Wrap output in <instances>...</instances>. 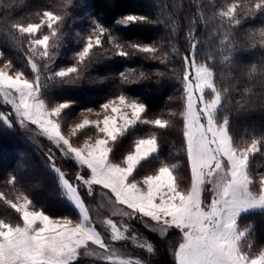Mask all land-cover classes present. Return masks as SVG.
I'll return each mask as SVG.
<instances>
[{
	"label": "snow or ice",
	"instance_id": "snow-or-ice-1",
	"mask_svg": "<svg viewBox=\"0 0 264 264\" xmlns=\"http://www.w3.org/2000/svg\"><path fill=\"white\" fill-rule=\"evenodd\" d=\"M257 15L264 16V0H232L216 14L226 29L223 36L228 41L224 50L227 53L225 61L231 62V53L236 50L228 36L232 26L241 25L245 18ZM215 18L205 22H214ZM61 20L62 17L53 11H44L39 23H16L12 28L22 37L31 38V50L39 52V59L51 60L58 46L52 38L59 37L57 22ZM137 22L150 23L147 17L136 15L117 21L125 25ZM93 25L92 31L96 35L89 36L82 50L77 52L78 65L87 67L93 63L90 54L105 43L102 38H106L108 29L95 21ZM43 28H47L49 34L39 35ZM246 35L249 41L264 45V29ZM112 43L120 57H130L137 52L159 58L158 50L153 46L132 43L130 48L133 51L129 52L115 40ZM208 59L211 61L213 57L210 55ZM29 63L35 73L34 79L21 71L13 73L0 69V96L12 106L21 125L25 122L36 125L65 156L73 158L85 169L83 174L77 173L76 181L87 186L89 196L94 194L93 186H98L115 205L127 209L122 215L129 220L138 219L145 225L155 222L165 233L169 229L178 230L181 239L172 252L174 264H264V249L253 251L250 230H242L239 223L242 214L264 209V174L255 178L249 167L250 158L264 149V137L253 138L243 146L237 145L229 118L221 115L229 89L218 87L213 67L200 62L198 43L192 44L190 53L183 54L182 76L178 77L183 100L182 111L178 114L182 124L181 151L186 156L190 174L188 187H183L181 178L175 174L176 164L161 162L152 174L138 178V166L157 153L159 144L155 134L136 139L120 161L112 158L114 146L137 124L167 129L171 123L169 119H145L144 103L119 94L100 105L102 112L97 116L102 118H84L75 124L72 136L89 128H94L96 134L82 146H74L62 134L59 123L69 104L52 106L43 96L52 82H66V78L78 75L77 66L56 71L45 63L44 67L51 74L42 78L37 64L31 60ZM5 68L11 69L12 65L7 64ZM243 71H255V66ZM121 75L124 83L132 82L130 76ZM0 118L8 120L2 115ZM52 159L49 156V160ZM53 167L59 174L66 198L78 209L79 219L53 218L41 210L30 211L32 200L23 191L17 190L15 200L0 192V201L14 209L22 222L12 224L0 219V264H75L81 250L96 255L90 246L102 250L98 259L110 264H133L116 257L112 244L129 238L135 240L136 237L125 236L127 227L118 225L113 219L101 221L106 232L98 230L79 188L65 178L60 168ZM15 182L14 176L7 180L9 185ZM139 247H147L149 253L153 251L151 244H140Z\"/></svg>",
	"mask_w": 264,
	"mask_h": 264
},
{
	"label": "trees",
	"instance_id": "trees-1",
	"mask_svg": "<svg viewBox=\"0 0 264 264\" xmlns=\"http://www.w3.org/2000/svg\"><path fill=\"white\" fill-rule=\"evenodd\" d=\"M75 1L77 0H0V62H8L13 70L21 71L32 79L35 73L32 72L30 60L37 64L42 78L51 74L44 67L45 63L57 71L62 66L75 62L69 55L72 32L59 40L60 44H57L51 60H41L39 52L31 50V38L22 37L18 30L12 28L16 23L39 22L44 11H53L62 17L57 25H71L74 18L71 12ZM85 2L93 19L108 29L105 45L110 47L109 39L115 40L129 52L133 51L130 48L132 43L152 45L157 48L159 55L158 59H153L150 55L133 52L130 57L117 55L99 65L89 64L92 67L88 69V77H97V81L86 82L85 79L78 78L79 74H73L66 78V82H52L44 93L43 98L47 104L70 102V111L74 113L87 108L100 109V105L111 97L125 94L145 104V119L160 117L170 120V127L167 129H156L145 124H137L130 129L114 146L112 158L115 161H120L123 155L131 150L136 139L155 134L159 144L157 153L138 166L137 175L139 176L140 171H143V174L153 173L161 162L168 163L167 154H175L174 159L178 165L174 172L177 176L179 171L188 174L186 156L181 151L182 124L178 114L182 111L183 100L178 77L182 76V56L192 51L193 43H198L200 62L213 67L218 87L229 89L221 115L229 118L237 145L243 146L253 138L264 137V45L249 41L246 35L264 29V16L247 17L241 25L232 26L228 36L236 50L231 53L229 62L224 60V55L227 54L224 50L228 45V41L223 39L226 29L221 26V20L216 14L222 9V4L231 3L232 0H190L195 20L190 47L179 19V12L172 9L169 0ZM128 15L147 17L150 23H117ZM214 16V22H205L212 21ZM41 32H46V28ZM210 55L213 57L211 61L208 59ZM253 66L255 71H243ZM127 69L134 70L137 79L135 82L124 83L120 78L121 73ZM9 107L0 102V114L10 113ZM170 113L177 115L171 116ZM87 134L94 136L96 130L83 129L76 137L81 139ZM55 153L57 158L54 163L42 150L26 140L16 121L12 119L10 124H6L0 118V189L5 188L8 191L14 185L21 186L32 200L33 206L41 208L51 216H69L73 209L62 197L53 166L69 173L71 166H76V163L62 158L57 151ZM263 162L264 149L250 158L249 167L253 176L256 169L262 167ZM13 176L16 177L15 184H7V180ZM17 215L12 208L0 201L2 218L11 223L17 220ZM249 216H255L254 227L258 228L259 224L262 227L264 211L251 212L244 218Z\"/></svg>",
	"mask_w": 264,
	"mask_h": 264
},
{
	"label": "rangeland",
	"instance_id": "rangeland-1",
	"mask_svg": "<svg viewBox=\"0 0 264 264\" xmlns=\"http://www.w3.org/2000/svg\"><path fill=\"white\" fill-rule=\"evenodd\" d=\"M170 5L172 9L176 12H179L178 14L180 22L182 23L183 30L186 34V38L188 40V47H190V41L192 40L194 30H195V23H194V17L192 12V3L190 0H169ZM228 3L222 4V9L227 5ZM72 9V14L74 15V18L71 20L73 23L65 24L64 27H61V24L57 25V30L59 32L58 38H52V42H55L56 44H60V39L65 38L69 35V32H72V47L70 48V58L74 59L75 62L69 65H64L61 68H67L70 66H77L78 68V78H83L86 80V82H93L97 81V77H88V69H91L94 65H99L101 63H104L105 61H109L116 57L117 49L115 48L114 44L112 43L113 40L109 39V45H103L101 49L94 50L90 55L92 57V60L94 61L91 63L92 66H85L84 64H77V58L76 54L80 50H82L84 41L89 36H95L96 33L92 31L94 25L93 17L89 13V8L86 6L85 0H77L74 2ZM86 6V7H85ZM221 9V10H222ZM40 22V21H39ZM36 22V23H39ZM97 22V21H95ZM75 23V26H74ZM26 25V24H24ZM74 27V28H72ZM67 28V30H66ZM68 29H70L68 31ZM42 31V30H41ZM43 34H49L48 29L46 28V32L40 33L39 35ZM106 40V38H102ZM152 46V45H151ZM154 47V46H153ZM115 48V49H114ZM113 53L115 55H113ZM1 57V52H0ZM9 64L6 61L0 62V69L15 72L18 70H13L5 68V65ZM60 68V69H61ZM58 69L57 71H59ZM125 76H130L131 81L135 82L137 79L134 75V70L127 69L122 72ZM120 78L123 80V76L121 75ZM129 82V83H132ZM128 83V84H129ZM117 96V95H116ZM114 97H111L110 99H114ZM108 101V100H107ZM0 102L5 103L3 96H0ZM60 103H68L69 108L65 109L62 113V118L59 120V123L61 125V132L62 134L69 138L74 146L80 147L84 144L86 140L89 139V137H94L93 135H85L81 139H78L76 136H72V130L75 127V124L78 122H81L84 118L88 119H98L102 118V116L98 117L97 113H101L102 110L100 109H94V108H87L77 111L76 113L70 111V107H72V104L70 102H60ZM6 104V103H5ZM10 107V113H3L0 114L4 117H7V122L5 119L3 121L6 124H10V120L16 121V124L19 126V128L23 131V134L26 137V140L30 142L34 147L42 150L48 157L52 156V162H56V153L55 151L60 153V156L66 160H71L76 163V161L69 157L65 156L63 152H61L45 134L42 133L41 129H39L36 125H32L30 122H25L24 125H21L19 122V119L15 116V113L12 111V106L10 104H7ZM53 104L52 106H54ZM88 109H92L91 112L88 111ZM11 115V116H10ZM13 115V116H12ZM11 118V119H10ZM82 131V130H80ZM258 153V152H257ZM127 154V153H126ZM175 154H167V162L169 165L176 164L177 162L174 159ZM250 164V162H249ZM178 165V164H176ZM78 166V167H76ZM76 166L72 165L70 172L67 173L64 170H61L65 173V178L69 180L70 183H73L75 186L79 188V191L81 192V198L85 201L86 207L89 209L90 217L95 221L96 226L98 227V230L102 232H106L105 226L101 223L104 219H113L115 222H117L118 225H123L127 227V231L124 232L125 236L132 237L135 236L136 239L133 240L131 238L115 242L112 244V247L115 249V256L119 259L124 260H130L133 262V264H136L137 261H139V264H174V258L172 255V252L174 248L178 245L181 234L176 229H169L166 233L162 232L161 225H157L155 222H149L147 225L145 223L141 222L138 219L129 220L127 217H124L122 213L124 211H127V209L123 208L122 206L115 205L112 201H110L99 189L98 186H93V195H88V188L87 186H84L80 184L78 181H76V175L79 172L80 174H83L85 172V169L81 168L77 163ZM58 167V166H55ZM60 168V167H58ZM158 168V167H157ZM179 170V169H178ZM176 172H178L176 170ZM184 171H179L178 177L182 180V186L188 187L190 186V174L183 173ZM57 174L59 187L62 191V197L64 200L71 205L73 209V213L70 214L68 217L77 220L79 219V211L78 209H75V207L71 204V202L66 198L64 189L62 187V182L59 179V174ZM152 174V173H147ZM143 171H140V174L138 178H142ZM259 174H264V162L262 163V167H260L259 170L256 169L255 178H258ZM10 190L6 191L5 188H1L0 192H5L9 199H16V192L17 190L23 191L21 186L14 185L13 187L9 188ZM210 199V197H208ZM4 205L11 208L9 205L5 204L3 201H1ZM14 210V209H13ZM29 210H41L39 207H35L32 204L29 206ZM15 211V210H14ZM264 211V209H253L249 211L248 213L242 214V216L239 219L240 227L241 229H249L250 230V239L252 241V249L254 252H259L260 250L264 249V224H259V227H254L255 223V216H249L245 217L246 215L250 214L251 212H261ZM117 213V215H112L113 213ZM18 214V213H17ZM47 214V213H46ZM49 215V214H48ZM51 216V215H50ZM67 216V215H66ZM53 218H61L63 216H51ZM0 219H4L0 216ZM17 220L14 222H11L12 224L16 223H22L19 220V214L17 215ZM146 219V218H145ZM5 220V219H4ZM10 223L9 221H6ZM122 231H124V227L121 228ZM163 239V240H162ZM140 244H151L153 251L149 253L147 251V247L141 248L139 247ZM164 249V250H163ZM90 250L94 251L96 255H89L85 253V250H81V255L78 257L76 262H85L88 264H110V262L98 259L97 257L102 252V250L98 249L96 246H90ZM161 255V256H160ZM118 264V262H117Z\"/></svg>",
	"mask_w": 264,
	"mask_h": 264
},
{
	"label": "crops",
	"instance_id": "crops-1",
	"mask_svg": "<svg viewBox=\"0 0 264 264\" xmlns=\"http://www.w3.org/2000/svg\"><path fill=\"white\" fill-rule=\"evenodd\" d=\"M143 138H147V137H143Z\"/></svg>",
	"mask_w": 264,
	"mask_h": 264
}]
</instances>
